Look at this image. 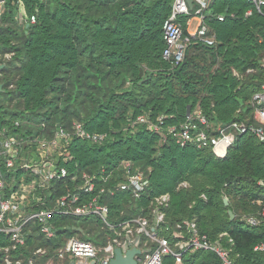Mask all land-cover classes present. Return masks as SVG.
Listing matches in <instances>:
<instances>
[{
	"label": "trees",
	"instance_id": "16d2710c",
	"mask_svg": "<svg viewBox=\"0 0 264 264\" xmlns=\"http://www.w3.org/2000/svg\"><path fill=\"white\" fill-rule=\"evenodd\" d=\"M175 1L4 0L0 123L11 128L12 135L27 138L37 133L48 141L60 127L72 133L80 123L89 134L104 136L103 141L74 140L58 167L69 169L72 177L76 170L93 175L130 163L131 172L149 181L140 200L127 194L105 198L110 224L139 217L154 222L156 199L169 195L161 237L172 241V229L195 222L200 235L227 249L235 264H264V252L256 251L264 245V189L259 186L264 181V142L249 134L239 138L225 159H217L210 149H182L170 136L165 141L135 124L141 116L152 121L164 117L167 134L168 127H180L200 111L214 128L236 122L264 128L254 119L253 102L264 86V7L259 12L248 0H211L204 15L214 46L192 41L184 63L175 66L163 59V25L173 17ZM21 5L25 24L19 16ZM198 9L195 4L191 16ZM248 12L252 15L246 16ZM32 16L35 24H30ZM174 19L188 37L189 17ZM67 153L73 160L65 163ZM0 170V179L10 184V176ZM121 175L118 171L113 179L125 181ZM67 181L49 191L51 201L82 183ZM249 217L260 225L248 226L243 219ZM54 224V240L47 241L39 226H32L28 247L13 257L21 255L24 264H46L69 239L103 248L112 238L100 219L58 218ZM38 249L47 255L35 256ZM4 256L0 253V264ZM164 264H175V259L165 257ZM183 264L221 261L214 252L197 251L186 254Z\"/></svg>",
	"mask_w": 264,
	"mask_h": 264
},
{
	"label": "built area",
	"instance_id": "2783aa9c",
	"mask_svg": "<svg viewBox=\"0 0 264 264\" xmlns=\"http://www.w3.org/2000/svg\"><path fill=\"white\" fill-rule=\"evenodd\" d=\"M210 2L211 0H193V6L196 4L199 9L191 16L186 0L175 1L174 15L163 25L164 60L172 62L175 66L181 65L192 41L208 47L214 46L215 38L211 36V29L204 15ZM248 2L259 12L264 7V0H248ZM22 9L21 21L25 24L28 21L23 6ZM4 10L5 2L0 0V19ZM176 15L189 17L186 38L183 36V26L174 19ZM251 15L252 12L246 14V16ZM36 21V16L30 18V24H35ZM218 21L223 22L224 17L219 16ZM193 22L197 23L195 29H192ZM253 102L254 119L264 126V86L261 92L254 96ZM164 119L159 117L156 121H152L141 116L135 124L146 126L149 132L160 135L165 141L166 136H170L182 149L189 147L199 150L210 149L217 159H225L229 151L236 146L239 138L249 134H254L264 142V128L240 122L214 128L200 111L188 116L186 123L181 124L180 127H168L167 134L163 133ZM14 126L19 128L21 124L16 122ZM10 129L0 123V169L11 178V183L6 185L0 179V253L5 255L4 264H24L21 255L16 257L18 258L16 260L13 254L28 247L32 226L38 225L40 236L52 241L57 235L55 220L69 217L100 219L112 232V238L108 237V242L103 248L76 238L69 239L65 246L56 252V257L50 258L46 264H56L67 259L74 261L75 264L92 262L109 264L115 258L116 249H121L123 254L131 249L140 250L141 254L135 256L137 264H164V258L170 256L175 259V264H183L186 254L197 251L214 252L221 264H235L227 249L218 243L213 244L207 236L200 235L195 222H184L172 229V239L176 241L172 240L174 244L171 240L160 236V231H163L161 226L165 221L163 209L169 206V195L156 199L153 210L154 222L139 217L110 224L109 218L112 213L109 205L105 203V198L116 200L127 194L136 200L142 199L149 187V181L145 176L140 172H131L130 165L125 164L123 168L110 171L102 169L93 175L76 170L71 177L69 169L57 165L64 150L69 148L74 140L101 143L104 136L89 134L80 123L74 124L72 133L60 127L51 141L40 139L37 133L27 138L22 135H12ZM68 155L69 157L64 158L65 163L73 160L70 154ZM115 171H122L121 178H125V181L113 179ZM78 174H81V177ZM0 176H2L1 170ZM68 179H71L72 183L81 179L82 183L74 192L66 193L51 201L53 197L48 195L49 191L59 183L66 184ZM110 184L113 187H107ZM12 186L16 187L15 190ZM259 186L264 189V182H260ZM262 217L264 218V211ZM244 221L250 227H257L261 223L254 217L246 218ZM169 231L171 230L167 228L166 232ZM153 244H156V249H153ZM256 251L264 252V245L256 248ZM45 255H47L46 250L38 249L35 252V256ZM27 264H35V261L30 260Z\"/></svg>",
	"mask_w": 264,
	"mask_h": 264
},
{
	"label": "water",
	"instance_id": "95a60500",
	"mask_svg": "<svg viewBox=\"0 0 264 264\" xmlns=\"http://www.w3.org/2000/svg\"><path fill=\"white\" fill-rule=\"evenodd\" d=\"M186 3L190 10H193V0H186ZM29 27V25L27 26ZM184 63V62H183ZM184 65V64H183ZM5 68V65H0V71H2ZM3 84L0 83V94L3 93ZM225 205L228 206V200H224ZM229 216L231 220H234L235 216L232 212H229ZM81 231V230H78ZM141 254V251L138 249H131L127 251L125 254H123L121 249L115 250V258L110 261L109 264H137L135 261V256H138ZM91 264H95V262H92Z\"/></svg>",
	"mask_w": 264,
	"mask_h": 264
},
{
	"label": "crops",
	"instance_id": "0c3cea01",
	"mask_svg": "<svg viewBox=\"0 0 264 264\" xmlns=\"http://www.w3.org/2000/svg\"><path fill=\"white\" fill-rule=\"evenodd\" d=\"M18 11H19V16H21V14H23L22 6L18 7ZM192 25H193V26H192ZM192 25H191V26H192V29H195L196 26H197V23H196V22H193ZM194 25H195V27H194ZM79 230H81V229H79ZM71 262H72V264H75L74 261H71ZM56 264H63V262H56Z\"/></svg>",
	"mask_w": 264,
	"mask_h": 264
},
{
	"label": "rangeland",
	"instance_id": "374dc122",
	"mask_svg": "<svg viewBox=\"0 0 264 264\" xmlns=\"http://www.w3.org/2000/svg\"><path fill=\"white\" fill-rule=\"evenodd\" d=\"M194 27H195V25H194ZM125 164H127V165H130V167H131V164L130 163H125ZM124 164V165H125ZM261 182H264V181H261ZM186 186H187V184H186ZM246 219V218H245ZM244 220V219H243Z\"/></svg>",
	"mask_w": 264,
	"mask_h": 264
}]
</instances>
